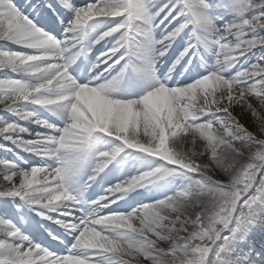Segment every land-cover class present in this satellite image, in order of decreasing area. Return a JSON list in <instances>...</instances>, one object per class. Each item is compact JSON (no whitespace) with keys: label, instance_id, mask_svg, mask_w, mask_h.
Wrapping results in <instances>:
<instances>
[{"label":"snow or ice","instance_id":"1","mask_svg":"<svg viewBox=\"0 0 264 264\" xmlns=\"http://www.w3.org/2000/svg\"><path fill=\"white\" fill-rule=\"evenodd\" d=\"M0 105V264H264V0H0Z\"/></svg>","mask_w":264,"mask_h":264},{"label":"rangeland","instance_id":"2","mask_svg":"<svg viewBox=\"0 0 264 264\" xmlns=\"http://www.w3.org/2000/svg\"><path fill=\"white\" fill-rule=\"evenodd\" d=\"M16 2L21 7H25L26 4H27V0H20V1L16 0ZM78 2H79V0H78ZM2 109H3V105H0V119H8V120H14L15 119V117L11 116V114L3 112ZM237 113H239V109H237ZM20 123H25V122L21 121ZM242 123H245L249 127L250 130L255 131V127L252 125L250 117H248V116L242 117ZM0 143H4V144L7 145V147L13 148V152H11V153L5 151L4 149H0V159H3V158L15 159L14 153L19 151V150L15 149L14 146L10 144V142H6V141H3V140H0ZM24 155H27V154H24Z\"/></svg>","mask_w":264,"mask_h":264},{"label":"bare ground","instance_id":"3","mask_svg":"<svg viewBox=\"0 0 264 264\" xmlns=\"http://www.w3.org/2000/svg\"><path fill=\"white\" fill-rule=\"evenodd\" d=\"M17 1H20V0H17ZM260 55V51L257 50L251 57L250 59L253 60L255 59L257 56ZM18 183V180L16 181ZM0 186H6V182H4L2 179H0Z\"/></svg>","mask_w":264,"mask_h":264}]
</instances>
